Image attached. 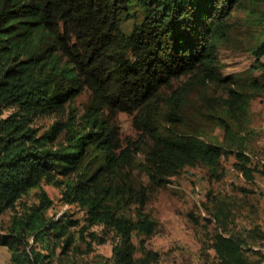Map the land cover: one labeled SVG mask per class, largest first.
Here are the masks:
<instances>
[{"label": "trees", "instance_id": "obj_1", "mask_svg": "<svg viewBox=\"0 0 264 264\" xmlns=\"http://www.w3.org/2000/svg\"><path fill=\"white\" fill-rule=\"evenodd\" d=\"M237 13L261 31L260 44L248 48L255 63L244 74L225 76L220 51ZM210 85L226 91L206 101L222 143L185 124L188 97ZM263 92L264 0H0V110H14L0 117V246L11 264H69L82 250L72 231L80 221L48 215L54 201L43 184L85 211L83 237L94 227L115 235L113 264L157 263L145 246L157 230L151 195L187 167L222 180L221 160L233 153L252 180L241 125ZM122 113L138 140L123 138ZM211 214L220 221L223 211ZM247 244L223 230L212 247L221 264H259Z\"/></svg>", "mask_w": 264, "mask_h": 264}, {"label": "rangeland", "instance_id": "obj_2", "mask_svg": "<svg viewBox=\"0 0 264 264\" xmlns=\"http://www.w3.org/2000/svg\"><path fill=\"white\" fill-rule=\"evenodd\" d=\"M235 16L236 26L230 33V43L224 44L220 51L225 76L244 74L255 63L247 52L248 48L252 44H260L261 31L245 25L242 13ZM134 24L135 20L125 22L123 29L131 32ZM259 74V71L255 73L256 76ZM222 96L226 97L224 88L210 85L206 89H196L188 97L185 124L189 129L200 131L204 140L216 143L224 140V130L209 117L211 107L206 105L207 100L215 102ZM85 100L86 97L80 98L78 104ZM13 111L0 110V117L5 118ZM119 123L123 138H140L131 116L120 114ZM241 127V136L246 142L244 152L251 159L250 166L253 168L252 180L243 174L239 167L242 161L233 153L221 160L224 171L222 180L210 178L207 169L201 166L187 167L179 176L173 177L167 187L159 188L151 195L147 210L156 220L157 230L153 236L145 238V246L159 254V261L155 264H221L212 244L214 235L223 230L245 238L248 241V257L264 264V92L251 100L249 113ZM143 159L144 156L139 154L138 161ZM43 188L54 201L48 215L59 218L67 213L72 220L80 221V225L72 231L76 245L80 244L82 250L71 257L69 264H113L111 257L115 235L109 231L105 234L101 227L90 229L84 235L88 241L91 242V238L87 235L97 232L107 242H91L92 250L89 252L81 233L85 211L78 206L65 204L61 189L47 184H43ZM35 194L36 191H33L24 202L29 205L36 203ZM218 209L223 211L220 221L211 214ZM11 215V211L4 215L5 225L10 224ZM135 243L139 246L136 238ZM0 264H11L8 247L0 246Z\"/></svg>", "mask_w": 264, "mask_h": 264}]
</instances>
